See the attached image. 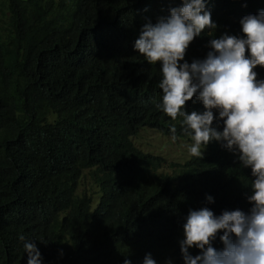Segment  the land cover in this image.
Listing matches in <instances>:
<instances>
[{
	"label": "trees",
	"instance_id": "obj_1",
	"mask_svg": "<svg viewBox=\"0 0 264 264\" xmlns=\"http://www.w3.org/2000/svg\"><path fill=\"white\" fill-rule=\"evenodd\" d=\"M180 4L0 0V264H27L31 241L41 264H143L148 254L159 264L181 253L190 209L249 210L251 169L222 142L210 141L201 158L173 164L172 173L133 142L141 128L190 138L182 118L156 106L160 62L148 64L134 49L145 23ZM205 10L217 27L189 44V63L206 57L213 37L242 36L240 19L264 11V0H206ZM254 71L264 80V67ZM185 111L204 107L194 95ZM213 126L222 130V120ZM84 169L93 170L94 194L77 192Z\"/></svg>",
	"mask_w": 264,
	"mask_h": 264
},
{
	"label": "clouds",
	"instance_id": "obj_2",
	"mask_svg": "<svg viewBox=\"0 0 264 264\" xmlns=\"http://www.w3.org/2000/svg\"><path fill=\"white\" fill-rule=\"evenodd\" d=\"M205 8L206 0H181L169 15L142 26L134 49L148 64L160 62L162 96L156 106L172 120L182 118L181 124L194 142L191 156L201 158L202 149L215 140L251 169L252 180L247 185L251 207L247 212L226 210L218 216L207 207L190 209L177 245L184 264H264V80H257L254 71L257 65L264 67V11L240 19L242 36L213 37L206 57L189 63L184 60L189 44L206 28L217 27ZM194 95L202 102L203 112L185 111ZM214 120H222V130L213 126ZM170 131L175 134L176 127ZM218 232H222L221 249L212 243ZM195 247L200 252L191 255ZM24 249L27 264H41L36 244L26 242ZM124 264L131 262L125 260ZM143 264L156 262L148 254Z\"/></svg>",
	"mask_w": 264,
	"mask_h": 264
},
{
	"label": "rangeland",
	"instance_id": "obj_3",
	"mask_svg": "<svg viewBox=\"0 0 264 264\" xmlns=\"http://www.w3.org/2000/svg\"><path fill=\"white\" fill-rule=\"evenodd\" d=\"M140 130L139 134L133 138V142L140 149L161 158V167L159 171L170 173L174 169L173 164L183 162L190 158L191 154L189 150L191 145L194 143L191 138L172 139L165 135H161V133L152 129L141 128ZM206 150L207 147L205 146L202 149L203 154ZM96 190L97 185L92 171L84 170L77 185V192L81 193L85 191L94 194ZM95 195L98 194L96 193ZM95 198L96 199H94L92 206H94L97 202V197ZM192 250L193 247L188 249L189 252ZM182 256L183 255L181 253L180 255L177 254L174 258H181ZM173 262V259H163L159 264H173Z\"/></svg>",
	"mask_w": 264,
	"mask_h": 264
}]
</instances>
